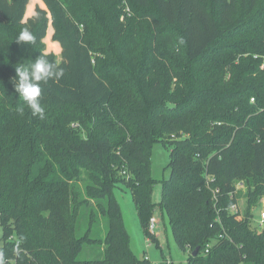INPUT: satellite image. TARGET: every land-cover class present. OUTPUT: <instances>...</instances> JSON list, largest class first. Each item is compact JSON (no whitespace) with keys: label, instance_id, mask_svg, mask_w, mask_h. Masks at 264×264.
<instances>
[{"label":"trees","instance_id":"16d2710c","mask_svg":"<svg viewBox=\"0 0 264 264\" xmlns=\"http://www.w3.org/2000/svg\"><path fill=\"white\" fill-rule=\"evenodd\" d=\"M28 1L0 0V110L22 106L11 83L15 67L46 55L63 75L41 85L40 100L42 106L65 108L63 130H46L32 141L25 137L29 128L13 132L0 124V259L150 264L129 250L113 190L119 184L130 189L145 236L158 245L148 223L158 183L150 174V149L160 143L169 149V176L159 182V206L187 264H264V224L259 232L250 228L259 215L249 207L244 217L229 212L243 194L249 203L264 196V31L251 25L255 17H247L257 0H247V16L238 15L245 0H102L110 4L105 16L118 7L109 19L113 44L127 31L123 3L150 22V45L175 50L178 33L182 64L172 65L168 96L158 73L146 77L139 97L125 104L113 98L104 55L96 59L88 46V21L101 15L94 0H41L44 8L25 20ZM49 25L60 62L45 52ZM25 27L36 41L22 47L15 39ZM96 107L100 115L85 113ZM72 125L84 136L70 130ZM34 143L43 157L29 163L26 146ZM83 252L87 257L80 260Z\"/></svg>","mask_w":264,"mask_h":264},{"label":"rangeland","instance_id":"374dc122","mask_svg":"<svg viewBox=\"0 0 264 264\" xmlns=\"http://www.w3.org/2000/svg\"><path fill=\"white\" fill-rule=\"evenodd\" d=\"M111 1L115 2L117 0ZM111 1L109 0V3H112ZM109 5L102 0H94V7L100 10L99 13L102 16L100 15L92 24L91 20L88 21L90 22V28L86 33L90 36L88 46L94 57L98 59L101 57V54L105 57L104 62L106 65L104 66V72L110 79L113 98H121L120 104H125V101H134L136 97H139L137 96L140 93L139 85H145L147 83L146 77L151 79L154 74L158 75V73L162 75L165 83H167L164 94L167 97L170 91L169 81L173 82L172 65H179L181 63V47L178 40V33H174L176 42L175 50L167 49L155 42L154 45H150L149 37L152 31L150 22L140 17V13L134 12L129 6L125 7L123 3L122 9H124L127 15L125 22L127 31L118 44H113L114 23L109 19L118 11V7L114 12H108V14L110 13L109 16H105ZM37 7L44 8L41 0L28 1L25 20L35 14ZM249 7L247 0L240 2L238 5V15L247 16L246 13ZM209 9L213 15L216 14L215 7L212 3ZM247 17H255L256 21L251 25L264 31V0H257L253 12ZM99 24L102 25V28L96 31V27ZM52 35L53 28L49 25L47 36L43 40L45 52L53 54L57 62H60L61 48L52 39ZM43 107L45 108V118L43 120L31 116L28 108L24 109L23 115L15 108L0 110V124L3 122L11 131H13V128H18L19 126H21L19 127L20 130L22 128H29L31 131L26 133L25 137L32 139V141L41 139L39 135L43 134L46 130L49 135L54 131H62L60 115L65 111V108L58 106ZM85 113H89L91 116H95L94 113L100 115L101 108L96 107L94 112L86 111ZM73 129H76L77 134L84 136L85 133L77 125L70 127V130ZM130 129L132 132L134 131L132 125H130ZM36 147L37 143L27 144L26 146L27 153L30 156L28 159L29 163H34L36 159L43 157V155L35 152ZM47 159L50 161L54 159L49 149H47ZM168 163L169 149L160 143L152 144L150 149V174L158 183L153 187L151 200L155 206L153 217L158 220V226L154 230V234L158 236V245L145 236V231L132 201L130 189L125 184H119L113 190L114 197L120 205L123 224L129 235L128 248L139 262H142L144 257L147 256L152 264H163L164 260H168L170 264H187V256L178 248L168 219L159 206L161 194L159 182L167 179L169 176V170L167 169ZM31 173L32 169L27 164L26 174L23 176V179L28 181L31 178ZM247 207H249L251 212L253 210V213L260 215V212H264V196L258 198L257 201L249 203L247 198L244 197V194L241 195L238 201V208L243 217L247 211ZM250 228L253 231H260L254 221L251 223ZM2 245V229L0 227V247ZM86 257V253L83 252L79 256V259L85 260ZM4 264L9 263L4 262Z\"/></svg>","mask_w":264,"mask_h":264},{"label":"clouds","instance_id":"9594fccd","mask_svg":"<svg viewBox=\"0 0 264 264\" xmlns=\"http://www.w3.org/2000/svg\"><path fill=\"white\" fill-rule=\"evenodd\" d=\"M36 38L27 27L22 29L17 35L15 42L24 47L35 43ZM63 75V69L47 59L46 55H39L30 64L20 63L15 67V76L12 78L15 93L22 101V106L18 109L21 115L24 113V106L30 110L33 117L43 120L45 118V108L41 104V85H46L50 80H58ZM0 264H4L0 259Z\"/></svg>","mask_w":264,"mask_h":264},{"label":"built area","instance_id":"2783aa9c","mask_svg":"<svg viewBox=\"0 0 264 264\" xmlns=\"http://www.w3.org/2000/svg\"><path fill=\"white\" fill-rule=\"evenodd\" d=\"M251 102H253V99H251ZM206 179H207V181H209V182H212V181H213V178H212V177H207ZM240 188H243V187H242L241 184H238V185H237V189H240ZM217 193H218V190L213 191V200H214V201L217 200V198H216V194H217ZM229 212H230L231 214H237V213H239V212H241V211L239 210L238 205H233V206H231V207L229 208ZM255 223L258 225V227H259L260 230L263 228V224H264V212H263V211L260 212L259 218H258L257 220H255ZM157 225H158V220H157L155 217H152V218L149 220V223H148V230H149V232H150L151 234L155 235V234H154V230H155V228H156ZM219 237L222 238V235L219 236ZM209 247H210L209 245L206 246V252H207V249H208ZM144 260H145V261H148V262L150 263L149 258H148L147 256L144 257ZM150 264H152V263H150ZM163 264H170V262H169L168 260H164V261H163Z\"/></svg>","mask_w":264,"mask_h":264},{"label":"water","instance_id":"95a60500","mask_svg":"<svg viewBox=\"0 0 264 264\" xmlns=\"http://www.w3.org/2000/svg\"><path fill=\"white\" fill-rule=\"evenodd\" d=\"M198 251H199V249H198V248H196V249L193 251L192 255H193V256H196V255H197V253H198Z\"/></svg>","mask_w":264,"mask_h":264},{"label":"crops","instance_id":"0c3cea01","mask_svg":"<svg viewBox=\"0 0 264 264\" xmlns=\"http://www.w3.org/2000/svg\"><path fill=\"white\" fill-rule=\"evenodd\" d=\"M158 226V225H157ZM156 236V235H155ZM156 239H157V242L159 243V241H158V236H156ZM165 259V258H164Z\"/></svg>","mask_w":264,"mask_h":264}]
</instances>
